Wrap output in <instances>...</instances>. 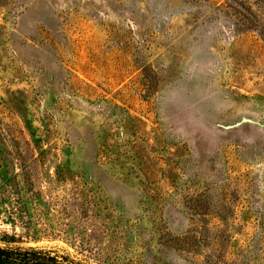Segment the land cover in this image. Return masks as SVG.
Wrapping results in <instances>:
<instances>
[{
	"label": "rangeland",
	"instance_id": "1",
	"mask_svg": "<svg viewBox=\"0 0 264 264\" xmlns=\"http://www.w3.org/2000/svg\"><path fill=\"white\" fill-rule=\"evenodd\" d=\"M1 233L264 264V0H0Z\"/></svg>",
	"mask_w": 264,
	"mask_h": 264
},
{
	"label": "trees",
	"instance_id": "2",
	"mask_svg": "<svg viewBox=\"0 0 264 264\" xmlns=\"http://www.w3.org/2000/svg\"><path fill=\"white\" fill-rule=\"evenodd\" d=\"M16 237L0 234V264H83L68 255L17 244Z\"/></svg>",
	"mask_w": 264,
	"mask_h": 264
}]
</instances>
